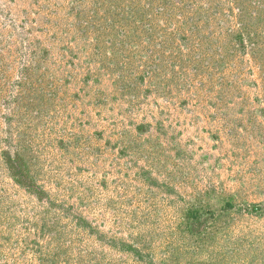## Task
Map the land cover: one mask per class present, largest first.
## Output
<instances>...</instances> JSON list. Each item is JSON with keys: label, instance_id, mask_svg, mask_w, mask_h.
<instances>
[{"label": "rangeland", "instance_id": "374dc122", "mask_svg": "<svg viewBox=\"0 0 264 264\" xmlns=\"http://www.w3.org/2000/svg\"><path fill=\"white\" fill-rule=\"evenodd\" d=\"M0 264H264V0H0Z\"/></svg>", "mask_w": 264, "mask_h": 264}, {"label": "trees", "instance_id": "16d2710c", "mask_svg": "<svg viewBox=\"0 0 264 264\" xmlns=\"http://www.w3.org/2000/svg\"><path fill=\"white\" fill-rule=\"evenodd\" d=\"M5 156H6V158H7V153H5ZM19 156H17V159L15 160V158H11L9 155H8V161H9V163H10V170H12L13 171V175L15 176V178H18L19 179V181H21L22 183L23 182H30V179H29V177H28V173L26 172V171H24L23 170V168H22V164H20V162H19ZM27 174H26V173ZM16 181V180H15ZM19 184V183H18ZM27 186H28V190L31 192V191H34V193H36L35 191H39V193L41 192L40 190H39V188H38V186H35V184H33V182L31 181L30 182V185H28L27 184ZM31 187H33L34 188V190L31 188Z\"/></svg>", "mask_w": 264, "mask_h": 264}]
</instances>
